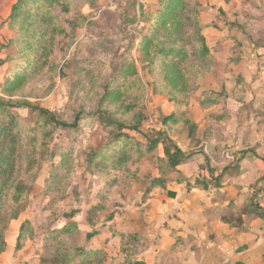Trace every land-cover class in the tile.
Returning a JSON list of instances; mask_svg holds the SVG:
<instances>
[{"label":"rangeland","instance_id":"374dc122","mask_svg":"<svg viewBox=\"0 0 264 264\" xmlns=\"http://www.w3.org/2000/svg\"><path fill=\"white\" fill-rule=\"evenodd\" d=\"M15 1L0 0V42L9 39L12 33L7 19ZM70 2V14L55 10L59 18L53 22L55 33L48 37L52 53L47 65L31 74L12 97L13 100L31 102L38 110L13 109L12 113L23 126L35 125L41 110L70 125L75 124L78 116L83 119L76 129L58 127L50 117L41 122L47 128L38 134V138L48 135L44 150L39 149L37 153L38 158H43L33 175L24 177V170L18 173L19 178H28L26 184L30 190L17 208L18 218L10 221L4 231L7 249L0 255V264H40L45 253L42 242L45 231L69 225L75 227L65 237L69 245L102 250L105 254L102 264H126L125 259L137 252L134 245L129 246L128 236L136 235L140 224L157 219L155 205L168 201L176 185L187 183L197 188L204 180L202 175L196 177L198 182L195 177L186 180L184 172L187 174L192 168L188 164L174 171L166 168L165 176H161L165 146L169 145L166 140H172L191 157V163L198 164L195 159L201 155L203 140L191 141L193 126L196 138L201 125L208 128L214 122L220 123L223 116L218 117L215 113L222 114V107L232 100L233 93L225 95L231 88L229 85L240 74L251 78L250 68L256 58L260 62L253 77L264 74L261 62L264 56V0H197L195 7L200 11V24L211 51L205 68L211 71L199 80L198 89L194 90L195 85L191 83L188 91L179 93L176 98L175 93H166L170 88L163 91L164 82L138 61L139 38L145 27L141 16L144 8L156 9L158 0ZM132 40H139L130 52L137 62L136 71L144 88L145 109L141 120L136 107L132 116L122 107L119 111L125 117L123 120L135 119L134 122L141 123L140 132L128 127L125 134L130 137L131 144L143 145L144 156L133 150L125 162L109 160L100 167L89 169L90 150L104 147L111 134L107 121L95 114L101 86L105 79L118 74ZM6 52L0 53L1 60L6 59ZM10 66L6 63L0 67V82L5 80L4 73ZM208 77L210 82H207ZM210 87L217 88L218 93ZM137 94L132 101L126 102V106L132 104ZM225 121L231 124L232 119ZM149 139L159 140L153 150L148 147ZM56 147H61L62 153L47 158ZM206 167L211 169L208 163ZM196 169L197 173L201 170ZM160 179L165 182L164 186L154 182ZM24 224L23 246L18 249L17 238ZM96 231L99 233L89 239L88 235Z\"/></svg>","mask_w":264,"mask_h":264},{"label":"trees","instance_id":"16d2710c","mask_svg":"<svg viewBox=\"0 0 264 264\" xmlns=\"http://www.w3.org/2000/svg\"><path fill=\"white\" fill-rule=\"evenodd\" d=\"M158 7L144 8L141 23L144 24V34L140 37L138 61L144 69L155 74L157 79L165 84L163 91L167 94L175 93V98L180 93H186L193 83L194 90L198 89V82L208 75L211 69L205 68V63L211 55L210 48L203 34L196 5L197 0H158ZM55 10L63 14H70L72 5L70 0H16L7 19L9 29H12L9 39L0 42V53L6 52V59L1 60L0 67L8 63L10 69L4 73L5 80L0 82V255L6 251L5 229L10 221L18 218L17 208L24 202L29 193L27 189L28 178H19L21 170L26 172L24 177L30 176L38 170L41 157L38 158L39 149L44 150L48 135L38 138V134L46 130L47 117L55 125L64 129H76L83 119L77 117L74 125L59 120L54 114L41 110L38 122L35 125L23 126L12 113L13 109L38 110L31 102L13 100L15 93L20 90L28 77L42 70L52 53V46L48 37L55 33L53 22L58 20ZM60 14V13H59ZM137 41L129 42L128 56L124 58L120 70L112 79H105L99 93V100L95 114L100 119H105L110 128L107 144L101 149H91L88 155V168L100 167L103 162L127 161L135 150L141 157L144 156L142 144L133 145L130 137L125 134L126 128L140 132L141 123L133 119L123 120L120 108L126 113L133 114L138 110V118L143 117L144 88L136 71L137 62L132 58L130 50ZM136 77L133 79L132 77ZM157 87L156 83L154 84ZM172 91V92H169ZM132 104L126 106L127 101ZM142 93V96H141ZM215 100L212 101V103ZM80 112L79 114H81ZM128 123H133L127 126ZM136 123V124H135ZM197 126V125H196ZM190 133L191 141L195 135V125ZM31 131V132H30ZM166 158L162 159L160 167L161 176H165L166 168L176 170L179 166L190 161L191 157L182 152L172 140H166ZM159 144L157 139H149L148 147L153 150ZM62 153L61 147L47 154V158ZM140 157V158H141ZM46 159V158H45ZM264 162V157L262 158ZM165 163V167H164ZM163 165V166H162ZM260 193H264V177L261 179ZM164 186L163 180L154 181ZM214 186L220 187L219 180ZM172 197L175 194H171ZM258 200V196L255 198ZM244 215H256L264 218V213L257 204L242 209L239 213L224 216L223 221L229 225L243 226ZM71 217V216H69ZM26 224L21 228L17 238L18 249L23 246ZM75 230L74 226H65L61 229L48 228L42 238L45 253L40 258V264H102L104 252L92 249L89 246L69 245L65 237ZM99 231L88 235L94 238ZM129 246L140 242L138 235H129ZM135 259V262L133 261ZM126 264H144L136 260L135 254L125 259Z\"/></svg>","mask_w":264,"mask_h":264},{"label":"crops","instance_id":"0c3cea01","mask_svg":"<svg viewBox=\"0 0 264 264\" xmlns=\"http://www.w3.org/2000/svg\"><path fill=\"white\" fill-rule=\"evenodd\" d=\"M258 62L256 58L250 68L251 78L240 74L229 85L225 95L233 93L232 100L222 107V114L215 113L223 116L220 123L199 128L202 152L195 159L198 164L186 163L192 168L184 176L197 181L202 175L201 187L178 184L174 197L155 205L157 219L140 224L134 233L140 238L134 244L136 260L144 264H264V218L244 215L243 226L223 221L252 203L264 213V193L259 191L264 177V74L254 78ZM210 90L218 93L215 87ZM229 119L231 124L225 121ZM196 168H201L199 173ZM217 180L220 187L214 186Z\"/></svg>","mask_w":264,"mask_h":264}]
</instances>
